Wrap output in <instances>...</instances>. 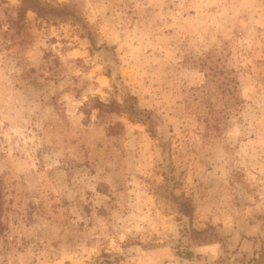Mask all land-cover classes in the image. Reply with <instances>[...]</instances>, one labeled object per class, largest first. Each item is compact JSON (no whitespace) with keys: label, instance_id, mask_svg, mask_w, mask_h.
Returning a JSON list of instances; mask_svg holds the SVG:
<instances>
[{"label":"rangeland","instance_id":"1","mask_svg":"<svg viewBox=\"0 0 264 264\" xmlns=\"http://www.w3.org/2000/svg\"><path fill=\"white\" fill-rule=\"evenodd\" d=\"M42 1L95 43L0 0V264H264V0Z\"/></svg>","mask_w":264,"mask_h":264},{"label":"trees","instance_id":"2","mask_svg":"<svg viewBox=\"0 0 264 264\" xmlns=\"http://www.w3.org/2000/svg\"><path fill=\"white\" fill-rule=\"evenodd\" d=\"M21 5L19 7V16L23 18L27 11L31 10L37 14L38 17L50 20V21H72L79 25L82 29L86 31L89 40L95 43L94 36L88 27V24L85 22L84 18L80 14L79 10L74 5L69 4H57L53 5L48 2H44L42 0H20ZM215 61L212 62L211 55L208 56V59L204 61V66L208 67L210 71H212V75L216 74ZM226 89L230 93L233 90L237 89V86L234 82V79L228 77L226 83ZM92 104H87L86 107L89 110H85L86 114H90L92 109H98L100 112L107 113H116L121 115H126L133 122H142L146 123L147 120L143 118L145 112L141 111L137 106L136 97L132 95H128L123 98L122 102L117 100H113L109 103L103 102L99 99H94L91 101ZM116 127H123L122 124H118L116 126H110V133L116 134ZM166 185H162L159 187L160 190H167ZM170 200L175 203L176 209L182 215L190 217L191 219L195 213V205L193 201L186 197L185 195H175L174 192H170L169 195ZM190 238L192 241L198 244H211L216 242H222L223 238L217 231V228L214 226H208V228L204 230H197L192 228L190 231ZM264 248V247H263ZM262 256L264 257V252H262ZM106 259L102 260L100 264H114L117 263L120 257L115 258L114 261L109 259V255L105 256ZM108 257V258H107Z\"/></svg>","mask_w":264,"mask_h":264}]
</instances>
